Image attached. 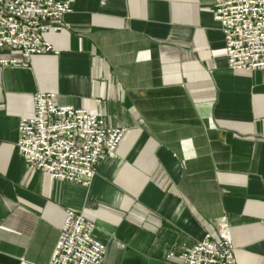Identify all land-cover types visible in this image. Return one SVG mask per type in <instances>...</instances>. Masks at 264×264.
Returning <instances> with one entry per match:
<instances>
[{"label":"crops","instance_id":"obj_1","mask_svg":"<svg viewBox=\"0 0 264 264\" xmlns=\"http://www.w3.org/2000/svg\"><path fill=\"white\" fill-rule=\"evenodd\" d=\"M214 2L74 0L53 51L2 52L20 62L0 66V264H48L67 209L94 222L102 264H179L166 253L223 215L238 264H264V69L229 67ZM38 92L127 129L89 184L19 152Z\"/></svg>","mask_w":264,"mask_h":264},{"label":"built area","instance_id":"obj_2","mask_svg":"<svg viewBox=\"0 0 264 264\" xmlns=\"http://www.w3.org/2000/svg\"><path fill=\"white\" fill-rule=\"evenodd\" d=\"M74 0H0V66L53 51L48 31L67 28L65 16ZM214 19L220 23L228 65L232 70L264 69V0H215ZM27 66L28 63L22 62ZM111 126L93 110L59 104L54 92L33 97V114L18 125L17 148L31 169L53 179L89 184L100 161L116 151L126 132ZM264 234V219L262 221ZM217 236L206 234L182 251H169L167 261L179 264H238L226 215L216 220ZM95 224L74 209L66 210L48 264H102L106 246L93 236Z\"/></svg>","mask_w":264,"mask_h":264}]
</instances>
